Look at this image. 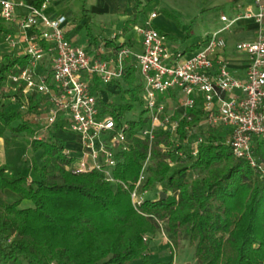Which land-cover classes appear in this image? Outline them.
Instances as JSON below:
<instances>
[{
  "label": "trees",
  "instance_id": "obj_1",
  "mask_svg": "<svg viewBox=\"0 0 264 264\" xmlns=\"http://www.w3.org/2000/svg\"><path fill=\"white\" fill-rule=\"evenodd\" d=\"M42 2L36 0L35 5L40 7ZM136 5L140 6V2L136 1ZM161 13L182 27L175 12ZM131 22L137 23L138 18ZM7 32L0 19V34ZM16 65L25 68L26 58L0 59V84ZM125 71L124 84L119 88L127 86L121 98L128 95V102L99 100V106L104 115H112L119 125L129 126L130 150L117 152L114 177L132 186L150 148L138 136L148 119L140 114L136 120L123 121L133 109L132 103L140 102L142 91L133 59L126 61ZM23 87L20 84L16 94L18 104L22 103ZM12 94L3 90L0 99V138L10 134L4 140L8 147L20 135L33 137L30 149L34 155L41 153V163L35 156L29 162L37 179H29L22 172L13 174L7 166H0V192L8 190L20 196L18 201L0 203V263L132 264L140 260L142 264H173L152 263L150 245L144 241L145 235H151V240L157 234V218L165 223L172 245L181 238L189 242L198 264H264V139L256 138L253 149L256 161L263 166L261 170L237 159L225 138L215 134L212 127L201 132L204 143L197 157H192L187 140L193 138L185 129L205 118L199 99L195 108L187 111L191 119L181 120L178 143L169 132L160 130L155 134L143 188L156 191L157 197L142 205L147 215L143 216L134 210L130 192L106 182L101 172L73 173L69 169L74 158L66 154L68 141L61 136L69 133L64 118L60 117L40 137L39 126L26 115L38 113L43 99L31 96L24 112L3 101ZM179 152L184 157L180 158ZM195 172L199 174L192 178ZM159 187L162 191H158ZM161 192L166 194L164 200ZM23 201H29L31 206L21 207Z\"/></svg>",
  "mask_w": 264,
  "mask_h": 264
},
{
  "label": "built area",
  "instance_id": "obj_2",
  "mask_svg": "<svg viewBox=\"0 0 264 264\" xmlns=\"http://www.w3.org/2000/svg\"><path fill=\"white\" fill-rule=\"evenodd\" d=\"M51 1L43 0L40 7L30 5L28 13L20 16L12 1L0 0V19L13 28V33H8L5 40L15 57H25L27 61L23 69L19 65L13 67L2 83L13 93L8 100L17 104L21 111L28 110L31 96L43 99L38 113L33 115L34 123L40 128V137L60 117L67 121L65 130L75 136L77 145L74 150L66 149V154L74 158L69 168L73 173L101 172L106 182L129 191L134 210L147 216L142 212V205L152 192L143 187L155 134L160 130L169 132L178 143L181 120L191 119L187 111L194 109L199 99L205 118L193 128L185 129L193 138L190 142L187 140L192 157H197L204 143L201 132H207L210 127L228 128L229 136L224 142L233 155L248 161L256 170L263 168L256 161L253 149L256 138L264 139V0H252V5L246 6L240 0H230L234 4L233 15H220V26L206 32L190 53L171 51L167 36L153 23L159 14L151 12L143 23L133 26V31L142 39V51L134 52L124 46L108 58L100 51L90 52L71 43L67 38L68 19L49 17L45 13ZM240 21L257 25L254 41L235 45L237 52L249 58L244 81L230 71L224 57L228 44L222 36ZM128 59L135 62L146 113L143 117L148 119L138 136L147 141L150 148L140 176L132 186L114 177L117 152L130 150L129 126L127 123L119 125L112 115H104L99 106L102 88L114 87L120 96L127 89L124 85L119 88V84H124ZM20 84L24 87L22 103L18 104L16 94ZM172 92L179 96V116L168 110L166 97ZM178 156L184 157L182 152ZM155 220L159 231L165 235V223ZM149 238L146 236L144 241Z\"/></svg>",
  "mask_w": 264,
  "mask_h": 264
},
{
  "label": "crops",
  "instance_id": "obj_3",
  "mask_svg": "<svg viewBox=\"0 0 264 264\" xmlns=\"http://www.w3.org/2000/svg\"><path fill=\"white\" fill-rule=\"evenodd\" d=\"M9 1H12L16 5V12L20 16H25L28 13L27 7H29L30 5H35L36 3V0H9ZM73 1L74 0H52L48 8L45 10V13L49 17L65 16L68 19V25L66 28L68 40L75 45L81 46L78 44L79 38L76 37L73 39L70 38L71 33L69 31V26L73 20L72 13L66 15L58 14L59 10L58 11L56 10L60 5L71 3ZM136 1L140 2V0H82L83 3L82 7L84 14L86 13L88 16L90 13V15L92 16L98 15L102 17V20L100 22V31H101L100 34L96 37L93 36L91 32H89L88 43L87 45L82 47L94 53L100 51L102 52L104 58H108L109 56L113 55L116 52V50L124 46L131 48L134 52H141L142 39L139 35H137L133 31V26L143 23V21L148 19V16H146L145 13L141 12L143 10L141 7L142 5L140 3V6H137ZM227 1L231 3L230 0ZM205 2H207V0H205ZM240 2L243 6L252 5V0H240ZM211 6L218 7L217 4L216 5L212 4ZM149 7H151V5L147 6L146 9ZM48 9H55V11L48 14L47 13ZM146 9L145 11L147 12ZM151 12H153V10H151L150 13ZM158 14H159L158 17L155 20L160 18L161 19L160 24L159 23L155 24V20L153 23L158 29L163 30L162 33H164L168 39V46L171 49V51L174 52L183 51L190 53L194 51L197 48L200 41L202 40V38L204 37L206 32L213 31L220 26L219 17L217 19L215 18L212 24L210 25V29L205 31L202 34V36H198L197 38H194L195 36L193 35V31H191V33H189L190 36L187 38L188 36V33H186L187 28L184 25L181 28H179L178 26L175 25L172 19L165 17L163 14H161V12H159ZM135 18H138V22L132 23L131 21H133ZM91 21L92 20H90V22ZM90 22L86 23L88 30L90 29L89 28ZM4 26L6 29H8V32L1 35L5 37L8 33H13L12 26L6 23H4ZM256 34H257V25L254 22L240 21L233 27V29L230 32L222 35L226 39L228 44L224 57L229 62L230 71L237 79H240L242 81L246 79V70L248 67L249 58L246 54L237 52L235 50V45L241 41H254L256 38ZM5 43L8 46L7 47L8 52H4V50L2 49V45H0V59H2L4 56L15 57V53L13 52L10 45L6 42V40ZM136 75H138L139 77V74L137 72ZM110 88H114V87L108 86L101 89L102 102L105 103L114 102L113 100L106 98ZM124 88H127V86H124ZM3 90L4 91L6 90L5 85L1 83L0 99L2 98ZM166 98H167L166 102L169 108L168 109L169 112L170 113L172 112V114L179 116L181 113V109H179V105H178L179 103L178 94L172 92ZM3 101L9 104L12 108L19 107L17 104L11 103L8 99H4ZM221 130L225 131L222 133L221 136L223 138H227L229 136L230 130L228 128H224ZM15 140L17 142V139ZM4 144H5L4 138H0V166H7L8 170L11 173H13V171L9 168V166H11V168L17 167L18 171L21 170L23 162L25 163L28 162V160H25L28 151L25 152L23 150L24 152H22L21 150L17 155L8 156L6 155L8 151L5 150L7 149L9 150L13 148L12 145L13 143L9 147H6V145L4 146ZM30 144L28 145L29 148H30ZM74 146L77 147L76 144H74ZM31 174L28 175L29 179H31L30 178ZM151 253L152 252H150V254Z\"/></svg>",
  "mask_w": 264,
  "mask_h": 264
},
{
  "label": "rangeland",
  "instance_id": "obj_4",
  "mask_svg": "<svg viewBox=\"0 0 264 264\" xmlns=\"http://www.w3.org/2000/svg\"><path fill=\"white\" fill-rule=\"evenodd\" d=\"M141 7L143 13H145L146 16L150 15V11L153 10V12L159 13L162 10L166 11H173L175 12L176 16L179 18L180 22L182 23V26L184 25L187 29L186 33H191L193 31L194 38H197L198 36H202V34L210 29V25L214 21V19L218 18L221 14H226L228 16L233 15V3H229L227 0H140ZM212 4H217L218 7H212ZM83 3L82 0H74L71 3L62 4L56 9L58 11V14H69L72 13L73 20L70 23L69 31L71 33L70 38H79L78 44L81 46H85L88 43V33L91 32L93 36H98L100 34V22L102 20V17L100 16H92L89 13V17L87 14L85 15L83 12ZM146 9L147 6H150ZM147 10V12L145 11ZM55 9H48L47 13L54 12ZM163 14V13H161ZM164 15V14H163ZM167 17L166 15H164ZM170 19V18H169ZM90 20H92L90 22ZM87 22L89 23V30L86 25ZM161 19L155 20V24H160ZM175 25L177 26L176 22L174 21ZM155 26V25H154ZM156 27V26H155ZM157 28V27H156ZM158 29V28H157ZM160 30V29H158ZM163 32V30H160ZM187 36V35H186ZM4 36L0 34V45H2V49L4 52H8V46L5 43ZM139 81V77H138ZM141 97V95H140ZM107 99L113 100L117 104H122L128 102V96L126 95L125 99H122L120 96V93L115 90V88H110L108 91V94L106 96ZM133 109L126 113L124 122H129L132 120H136L140 114L146 115L144 113V104L142 103V100L140 98V102L132 103ZM11 107V106H10ZM171 111V110H170ZM172 113V112H171ZM26 115V114H25ZM26 119H31L34 122L33 115L27 116ZM209 128L207 129V131ZM225 132L221 129H215L214 133L218 135H222V133ZM65 140L68 141V148L71 150L75 149V146L72 141H75V136L72 134H62L61 135ZM29 137V138H28ZM10 138V134L7 133L4 137V140ZM33 137L27 136L26 134L20 135L16 140H11L10 145H13V148L7 149L5 151H8L6 155L12 156L17 155L21 150L22 152L28 151V154L25 157V160H28L27 163L23 162V165L21 167L20 172H22L24 175L31 174V171L29 169V159L32 158L34 154L32 153L31 149L29 148V144L32 141ZM71 143H70V142ZM9 145V146H10ZM5 146V144H4ZM8 146V147H9ZM6 148V147H5ZM29 148V149H28ZM24 150V151H23ZM21 152V153H22ZM40 152L35 154V158L37 159L38 163H41L40 159ZM9 168L13 171V174L20 173L17 169ZM198 172L193 173V177L195 178L198 176ZM31 179H37L36 175L32 173L30 175ZM157 193L156 191L149 193L146 198L150 200H155ZM20 200V196L11 192V191H4L0 192V203H12L14 201ZM31 206V203L29 201H23L21 204V207L26 208ZM165 231V230H164ZM148 236L151 237V235H145L144 238ZM148 243L150 245V251L152 252L150 254L152 263L158 262V261H164V262H173V264H198V262L195 260L194 257V248L190 246L189 242L187 240H184L183 238L178 240L177 245L171 246L170 239L168 238V234L165 231V235L161 233L159 230L155 236H153L150 240L148 239ZM132 264H142V262L135 261Z\"/></svg>",
  "mask_w": 264,
  "mask_h": 264
},
{
  "label": "water",
  "instance_id": "obj_5",
  "mask_svg": "<svg viewBox=\"0 0 264 264\" xmlns=\"http://www.w3.org/2000/svg\"><path fill=\"white\" fill-rule=\"evenodd\" d=\"M160 197H161V199L164 200L166 198V194L162 192L161 195H160Z\"/></svg>",
  "mask_w": 264,
  "mask_h": 264
}]
</instances>
